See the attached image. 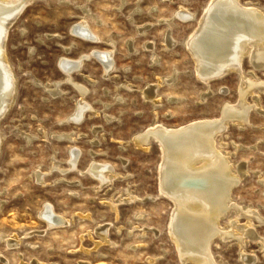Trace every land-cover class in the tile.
<instances>
[{"label": "rangeland", "instance_id": "1", "mask_svg": "<svg viewBox=\"0 0 264 264\" xmlns=\"http://www.w3.org/2000/svg\"><path fill=\"white\" fill-rule=\"evenodd\" d=\"M33 1L7 41L16 92L0 121V264H182L169 234L174 206L159 194V145L152 141L145 148L135 139L157 124L174 129L221 119L226 105L241 103L239 75L206 84L185 47L198 20L186 23L177 13L186 9L199 18L208 0ZM242 1L264 12V0ZM78 24L99 40L82 38L73 30ZM168 33L178 42L172 48ZM96 50L113 51L116 68L107 73L101 62L86 58ZM62 58L85 61L68 76ZM248 58L244 72L264 82V68H253ZM158 83L153 104L143 91ZM82 98L79 123L74 119ZM247 102L258 108L249 113L250 124L230 122L223 151L234 167L248 171L233 189V201L264 220V92ZM92 163L113 168V182L102 187L88 172ZM39 173L46 174L44 182ZM49 204L69 225L49 229L40 217ZM220 222L233 237L212 244L218 264L252 257V264H264V223L251 218L241 233L238 226L248 220L235 209ZM106 227L108 243H101L97 230ZM14 236L21 242L10 249L6 240Z\"/></svg>", "mask_w": 264, "mask_h": 264}, {"label": "bare ground", "instance_id": "2", "mask_svg": "<svg viewBox=\"0 0 264 264\" xmlns=\"http://www.w3.org/2000/svg\"><path fill=\"white\" fill-rule=\"evenodd\" d=\"M31 2L34 1L0 0V121L11 108L16 92V80L12 66L7 59L9 33L13 24L21 16L22 10ZM177 16L186 23L198 20V27L185 43L186 50L194 60L198 78L209 84L231 73L238 74L242 81L241 103L237 106L226 105L223 108L221 119L219 117L218 120L202 119L174 129L161 124L154 125L147 132L138 135L135 141L145 148L150 146L152 141L159 145L161 151L158 174L159 194L169 199L174 206L169 221V234L177 247L182 264L187 262L218 264L212 254V244L218 237L224 239L233 237L221 226L222 217L234 209L246 216L248 223L238 226L241 233L248 232L251 218H257L260 223H264V220L259 219L257 212L240 207L233 201V189L248 174V171L243 165L237 167L232 165L230 157L223 151L225 144L222 141L230 122L236 121L238 125L250 124L249 113L252 109H257L258 104H249L247 97L249 95L254 97L255 93L264 92V82L258 81L254 74L252 78H248L242 66L243 59L248 56L253 68H264V12L250 3L245 4L242 0H208L201 17L197 18L195 14L186 9L179 10ZM73 30L87 41L97 42L99 40L98 36L85 24H78L73 27ZM141 33L145 31L141 30ZM166 43L167 47L172 48L178 42L173 40L168 33ZM112 54L96 50L86 58H95L109 73L116 68ZM83 58L78 61L62 58L60 64L66 74L71 76L73 71H78L83 66L85 61ZM73 66L74 69H70ZM160 85L161 83L150 85L143 91L145 98L153 104L157 102L156 97ZM80 92L81 95L85 94L83 88ZM83 99L85 98L80 99L77 105L78 113L75 112L74 120L79 123L84 117L83 110L86 109ZM1 145L0 137V153ZM72 155L73 159L78 161L79 151ZM88 172L97 178L96 180L102 187L111 184L115 178L113 168L96 163L90 165ZM45 175L37 174L38 181L44 182ZM133 200V197L128 198L127 202ZM111 208L116 210L117 205L114 203ZM40 217L49 229L69 225V221L58 215L50 204L44 206ZM97 231L101 243L107 242L108 228H100ZM249 232V237L255 239V235H252L254 233L251 230ZM6 241L10 249H15L13 247H18L21 242L15 236ZM243 259L244 264L255 262L253 257Z\"/></svg>", "mask_w": 264, "mask_h": 264}]
</instances>
